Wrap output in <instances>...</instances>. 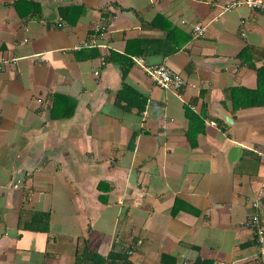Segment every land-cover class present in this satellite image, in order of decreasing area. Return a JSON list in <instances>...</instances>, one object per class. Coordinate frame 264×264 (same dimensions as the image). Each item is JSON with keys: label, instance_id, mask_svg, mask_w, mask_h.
I'll return each instance as SVG.
<instances>
[{"label": "crops", "instance_id": "crops-1", "mask_svg": "<svg viewBox=\"0 0 264 264\" xmlns=\"http://www.w3.org/2000/svg\"><path fill=\"white\" fill-rule=\"evenodd\" d=\"M231 1L0 0V264H264V13Z\"/></svg>", "mask_w": 264, "mask_h": 264}, {"label": "built area", "instance_id": "built-area-1", "mask_svg": "<svg viewBox=\"0 0 264 264\" xmlns=\"http://www.w3.org/2000/svg\"><path fill=\"white\" fill-rule=\"evenodd\" d=\"M214 7L219 10L218 16L229 12L233 9L246 7L254 12H262L264 13V0H234L226 4L215 3ZM112 18V17H111ZM216 19V18H215ZM246 21L243 20L241 23L244 24ZM108 27V24L104 22H98L94 25V30L97 33L103 34ZM205 26H195L192 30V37L199 38L203 36L205 32ZM94 43L84 42L75 47L77 51H80L84 48L92 47ZM105 51L107 49V45L102 46ZM134 63L141 68L157 85L162 88L178 91L185 84H187L186 80L179 74L173 72L168 67L162 64H151L142 57L133 58ZM98 74V73H96ZM215 125V123H212ZM19 181L15 186L19 185ZM253 206L258 207L257 203H254ZM247 226L253 227L255 229V241L259 251V257L264 260V227L261 226V220L258 214L254 213L251 215L249 222L246 224ZM131 253V252H129ZM214 264H230L225 261H216Z\"/></svg>", "mask_w": 264, "mask_h": 264}, {"label": "trees", "instance_id": "trees-1", "mask_svg": "<svg viewBox=\"0 0 264 264\" xmlns=\"http://www.w3.org/2000/svg\"><path fill=\"white\" fill-rule=\"evenodd\" d=\"M264 92V68H260L258 70V88L253 91V90H244V94L248 95V98H250V101H247L246 103H243L240 105L243 107H251V106H256V105H263L264 101H260V99H263L264 95L262 94ZM77 257V261L79 263L91 260L94 262V264H105V261L102 257L96 256L92 252H87L84 251ZM195 264H210L205 261H198Z\"/></svg>", "mask_w": 264, "mask_h": 264}, {"label": "water", "instance_id": "water-1", "mask_svg": "<svg viewBox=\"0 0 264 264\" xmlns=\"http://www.w3.org/2000/svg\"><path fill=\"white\" fill-rule=\"evenodd\" d=\"M234 152H235V153H238L239 151H238V150H235Z\"/></svg>", "mask_w": 264, "mask_h": 264}]
</instances>
